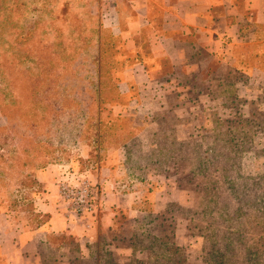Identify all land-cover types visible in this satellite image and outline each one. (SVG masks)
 <instances>
[{
  "label": "rangeland",
  "instance_id": "obj_1",
  "mask_svg": "<svg viewBox=\"0 0 264 264\" xmlns=\"http://www.w3.org/2000/svg\"><path fill=\"white\" fill-rule=\"evenodd\" d=\"M93 1L0 0V192L14 221H44L34 176L58 165L73 221L99 222L107 190L135 196L74 264H264V67L197 54L173 83L123 84L128 58L99 36Z\"/></svg>",
  "mask_w": 264,
  "mask_h": 264
},
{
  "label": "crops",
  "instance_id": "obj_2",
  "mask_svg": "<svg viewBox=\"0 0 264 264\" xmlns=\"http://www.w3.org/2000/svg\"><path fill=\"white\" fill-rule=\"evenodd\" d=\"M93 2L99 36L117 38L128 58L121 66L123 84H161L169 79L173 83L175 70L196 69L197 54L236 70L264 67V0ZM4 122L0 113V123ZM59 172L60 166L50 165L34 176L43 186L35 201L36 213L45 217L38 226L31 228L24 219L14 221L0 192V264H74L75 259H91L89 245L100 230L111 227L113 210L131 209L135 202L133 194L107 190L99 222L73 221L60 203ZM62 235L74 239V249L52 239Z\"/></svg>",
  "mask_w": 264,
  "mask_h": 264
},
{
  "label": "built area",
  "instance_id": "obj_3",
  "mask_svg": "<svg viewBox=\"0 0 264 264\" xmlns=\"http://www.w3.org/2000/svg\"><path fill=\"white\" fill-rule=\"evenodd\" d=\"M61 192H62V195L65 196V195H67V193L69 192V190L63 187L62 190H61ZM70 192L72 193V191H70ZM66 198H68V197H66ZM95 207L96 206L94 204H91V205L88 206L89 210H93Z\"/></svg>",
  "mask_w": 264,
  "mask_h": 264
},
{
  "label": "trees",
  "instance_id": "obj_4",
  "mask_svg": "<svg viewBox=\"0 0 264 264\" xmlns=\"http://www.w3.org/2000/svg\"><path fill=\"white\" fill-rule=\"evenodd\" d=\"M2 115H3V117L5 118V121H7L8 120V117L6 116V115H4L3 113H2ZM7 209H8V207H7ZM9 210V209H8Z\"/></svg>",
  "mask_w": 264,
  "mask_h": 264
}]
</instances>
